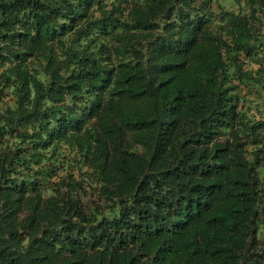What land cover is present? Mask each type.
<instances>
[{"label": "trees", "instance_id": "16d2710c", "mask_svg": "<svg viewBox=\"0 0 264 264\" xmlns=\"http://www.w3.org/2000/svg\"><path fill=\"white\" fill-rule=\"evenodd\" d=\"M0 264H264V0H0Z\"/></svg>", "mask_w": 264, "mask_h": 264}]
</instances>
